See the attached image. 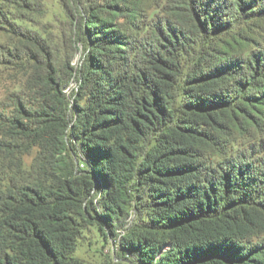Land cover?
<instances>
[{
	"label": "trees",
	"instance_id": "1",
	"mask_svg": "<svg viewBox=\"0 0 264 264\" xmlns=\"http://www.w3.org/2000/svg\"><path fill=\"white\" fill-rule=\"evenodd\" d=\"M2 1L0 264H85L93 228L132 264H264V159L231 146L264 124V53L228 55L257 0H180L139 41L88 17L73 101L74 69L16 23L43 0Z\"/></svg>",
	"mask_w": 264,
	"mask_h": 264
},
{
	"label": "rangeland",
	"instance_id": "2",
	"mask_svg": "<svg viewBox=\"0 0 264 264\" xmlns=\"http://www.w3.org/2000/svg\"><path fill=\"white\" fill-rule=\"evenodd\" d=\"M178 1L180 0H117L116 6H112L114 2L111 0H43L45 10L43 16H34L29 21L17 20L16 23L24 28L28 37L45 39L60 62L68 63L69 67L74 69L64 90L73 101L79 88L77 73L88 55V47L82 42L85 20L88 17L96 16L97 13L109 16L113 18L112 26H118L121 33L129 39L139 41L147 36L157 23L166 19L176 21L178 17L175 7ZM196 1L202 5L208 0ZM0 6L8 7L2 0ZM251 10L254 11V15L243 14L244 21L239 22L230 33V36L243 40L241 46L228 51L229 57L238 62H243L252 55L264 53V0H257L256 4L246 7V13ZM250 16L252 18L248 19ZM0 43H10L7 33L0 31ZM219 47L221 49V44ZM5 77L0 79V108L5 100L6 90L3 88L14 87L4 79ZM231 146L238 154L264 159V124L258 129L250 128L245 137L239 138ZM36 151L33 149L29 155L22 157L24 168L31 166ZM77 256L85 264H132L121 257L115 242L103 238L94 228L86 231L79 241Z\"/></svg>",
	"mask_w": 264,
	"mask_h": 264
}]
</instances>
